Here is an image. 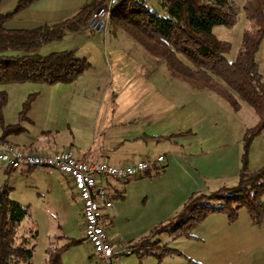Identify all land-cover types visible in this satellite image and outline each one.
<instances>
[{
    "label": "trees",
    "instance_id": "16d2710c",
    "mask_svg": "<svg viewBox=\"0 0 264 264\" xmlns=\"http://www.w3.org/2000/svg\"><path fill=\"white\" fill-rule=\"evenodd\" d=\"M38 1L18 0L13 10L0 13V50L25 52L22 55H0V83H72L92 65L87 58L78 57L75 50L47 55L37 51L48 42L61 40L67 32L87 29L94 12L105 0H90L74 15L58 22L34 28L5 26L9 19ZM160 1L169 17L151 10L146 0H122L113 10L109 24L116 30L125 31L152 56L164 60L175 76L192 83L210 85L229 101L234 110H240L242 102H246L259 118L246 134V152L242 156L238 183L210 194H193L175 219L160 230L170 231L175 238L189 236L211 215L225 214L228 221L234 223L243 209L247 210L254 225L262 226L264 164L257 170H250L248 152L254 136L264 130V77L257 61V53L264 40V0H246L243 6L230 0ZM242 11L248 26L244 30L237 58L229 60L226 54L231 50V43L218 39L213 27L234 26ZM7 101V93L0 91V125L3 129L0 143H11L24 150L26 146L23 148L8 140L10 134L25 132L26 128L21 123L6 124L3 111ZM30 105L31 98L24 104L21 119L26 118ZM16 168L8 166L7 170ZM152 172L150 169L142 175ZM30 218V207L13 199L7 184L0 186V264H33L38 231ZM85 240L86 237L72 239L64 246H49L48 263L62 264V255L68 245ZM145 247V254L154 253L158 257L170 253L182 254L166 244L157 247L156 251L148 244ZM189 264L193 263L190 261Z\"/></svg>",
    "mask_w": 264,
    "mask_h": 264
},
{
    "label": "crops",
    "instance_id": "0c3cea01",
    "mask_svg": "<svg viewBox=\"0 0 264 264\" xmlns=\"http://www.w3.org/2000/svg\"><path fill=\"white\" fill-rule=\"evenodd\" d=\"M17 2L18 0H14V3ZM63 19L65 18H57L45 23H54ZM84 30L85 34L73 35L68 32L65 36H68L69 40L81 41L73 49L80 50V47L85 45L88 47L86 50L93 55L95 51L99 53L105 66L107 64L109 73L107 82L103 84V90L101 94L95 96V100H87L88 93L76 99L73 125L70 121L68 123L69 126L74 127V132L70 131L69 141L61 146L62 148H54L52 144L37 148L34 144H30L24 150L34 153H55L71 149L81 160L100 159L113 165L154 159L164 155L163 165L160 168H153L150 175L141 173L139 174L141 176L137 175L138 177L109 179L106 184L111 199L123 200L120 205L126 204L130 199L128 192L131 191L133 195L134 188L138 187L142 204L136 211L141 226L153 227L154 233L168 232L175 239L170 231H163L160 228L175 219L184 203L193 194L213 193L223 187L217 186L220 183H226L224 186H232L228 181L231 182L239 176L242 165L240 149L235 144L212 138L208 126L202 124L204 118L211 116V103L195 99L199 93L210 94L204 84L192 83L175 76L164 60L152 56L125 31L116 30L110 24L101 32L90 33L87 29ZM100 43L106 45L104 51ZM60 49L64 48L55 47L56 51ZM87 54L85 57L93 64L92 56ZM91 67L87 71L93 72ZM87 71L72 83H56L50 88H53L54 92L63 94L72 89L76 92L78 88L86 93L89 86H96L99 89L101 87L99 81L88 79ZM95 73L93 76L96 78ZM215 95L226 100L220 94L215 93ZM169 135L173 137L169 138ZM77 196L79 197L78 193ZM117 212L118 207H115L114 203L112 207L103 208L104 228L114 224ZM81 214L83 238H85L82 207ZM131 218L129 216L128 219ZM207 220L208 224L205 223ZM207 220L189 236L196 234L205 237L204 235L216 227L228 228L231 225L225 214H213ZM158 225L161 227L157 228ZM244 226L258 236L247 240L251 251L245 250L244 257H231L229 261L227 258L220 259L219 264H264V224L257 227L250 219ZM109 239L116 246L110 236ZM143 243L153 247L154 251L164 245L159 240L151 238L132 241V251L140 256L138 257L140 260L146 258L144 257L146 255L153 254L156 256V261H148L151 264H178L170 261L173 257H167L178 253H170L162 257L154 253L145 254L146 244L143 246ZM94 255L93 250L91 258ZM192 259L189 261L192 262ZM128 260L133 263L131 257ZM120 262L118 261L117 264Z\"/></svg>",
    "mask_w": 264,
    "mask_h": 264
},
{
    "label": "rangeland",
    "instance_id": "374dc122",
    "mask_svg": "<svg viewBox=\"0 0 264 264\" xmlns=\"http://www.w3.org/2000/svg\"><path fill=\"white\" fill-rule=\"evenodd\" d=\"M87 1L89 0H40L33 4L31 8H26L9 19L5 26L8 28H34L45 24L48 20L74 15ZM230 1H235L243 6L246 0ZM146 5L164 17L170 16L160 0H146ZM15 6L14 0H0V13L11 11ZM247 26L248 21L245 12L242 11L238 22L234 26L216 25L213 27V33L218 39L231 43V50L226 54L229 60L237 58L242 45L244 30ZM71 33L76 35L77 33L85 34L86 32L81 30ZM67 37L64 36L61 40L44 44L37 53L47 55L56 52L55 47L57 49L60 46L64 49L59 51L75 50L80 58H86L87 53L92 54L87 51L88 47H85V45H82L80 50L73 49L81 41L69 40ZM100 44H102L104 51L107 48L106 45ZM93 53L94 55L87 54V56H92L94 63L91 65L93 72L86 70V77L98 80L99 86H101L99 89L96 86H89L87 87L88 91L84 93L85 91L83 92L79 88L74 92L71 87V91L63 94L54 92L53 88H50L51 85L42 81L0 83V91H5L8 95V101L3 111L6 124L21 123L26 128L25 132L10 134L8 140L19 146L21 145L23 148L30 144H34L37 148H42V145L45 144H52L54 148H59L69 141L70 131L74 132V127L72 128L68 123L70 121L73 125L76 99H80L88 93L86 99L89 101L95 100V96L101 94L103 84L107 82L109 77L107 64L105 66L99 53L96 51ZM105 53L107 55V52ZM22 54H25L22 50H0V55ZM257 61L264 77V40L258 50ZM106 63H108L107 60ZM93 73L96 74V78ZM204 85L210 94L199 93L195 99L196 101L205 100L211 103V116L204 118L202 124L208 126L212 138L239 147L242 160V156L246 152V134L248 129L258 122L257 114L246 102H242L243 106L240 110H234L227 99L215 95V93L219 94L215 88H211L207 84ZM30 98L31 105L26 112V118L21 119L20 114L24 109V104ZM54 100L57 101L54 102ZM2 133L3 129L0 125V138ZM248 164L249 169L252 171L259 169L264 164V130L255 135L251 141ZM7 169L8 164L0 160V186L7 184L10 187L11 197L30 207V222L38 231L33 264H49L47 261V248L49 246H64L69 244L72 239H83L84 237L81 214L82 203L77 196V190L72 179L59 170L47 167L28 169L26 166L17 167L14 170ZM238 180L239 176L231 182L228 181V184L235 185ZM224 185L226 183H220L217 186L224 187ZM139 193L140 189L138 187L134 188L133 195L129 191L130 199L124 205L119 204L123 200L119 198L112 199L114 206L118 207V212L115 213L114 224L105 229L115 242L117 250L126 251L131 249L132 251V241L137 242L145 238H151L152 240H159L161 244L167 243L168 246L183 252L182 255L175 253L176 255L167 256L173 257L170 258L173 259L170 260L173 263L189 264V259L193 258V264L196 262L200 264H219L220 259L227 258V261H229L231 257H244L245 250L251 251V246L247 245V240L258 238L253 231L249 230L250 228L244 226L247 220H250L246 209L241 210L240 217L236 222L230 223L228 221L229 224L235 226L229 225L228 228L216 227L209 231L207 235H204L205 237L194 234V236H182L174 239L168 232L154 233L153 227H142L137 218L138 213L136 210L142 204ZM212 202L215 201L210 203ZM129 216L132 218L128 219ZM171 218H173V215ZM205 223L208 224V220ZM200 225L196 228V231L201 227ZM159 227L161 225L157 226V228ZM240 228L243 229L240 230ZM92 254V247L86 240L78 244L68 245L62 256V264H104L95 255L91 258ZM129 257H131L133 263L128 260ZM138 257L140 256L136 252L132 251L130 254L125 252L114 259L113 264H117L118 261H121L119 264H141V261H143V264H151L148 261H156V256L153 254L144 256L146 258L143 260Z\"/></svg>",
    "mask_w": 264,
    "mask_h": 264
},
{
    "label": "built area",
    "instance_id": "2783aa9c",
    "mask_svg": "<svg viewBox=\"0 0 264 264\" xmlns=\"http://www.w3.org/2000/svg\"><path fill=\"white\" fill-rule=\"evenodd\" d=\"M121 1L105 0V3L94 12L87 30L90 33L105 31L113 10ZM0 160L7 163L8 166L15 167H51L68 175L72 179L82 203L86 239L102 263L112 264V261L121 254L125 252L130 254L132 251L131 249L117 250L104 228L103 208L113 206V200L109 196L106 183L109 179H127L150 169L160 168L165 157L160 155L154 159L113 165L100 159L81 160L71 149L55 153H34L24 151L11 143H0Z\"/></svg>",
    "mask_w": 264,
    "mask_h": 264
}]
</instances>
